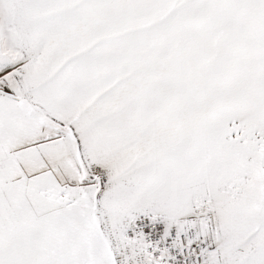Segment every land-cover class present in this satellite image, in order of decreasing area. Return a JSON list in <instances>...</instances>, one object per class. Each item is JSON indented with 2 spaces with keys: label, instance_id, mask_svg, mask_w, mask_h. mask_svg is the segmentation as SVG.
I'll return each mask as SVG.
<instances>
[{
  "label": "snow or ice",
  "instance_id": "snow-or-ice-1",
  "mask_svg": "<svg viewBox=\"0 0 264 264\" xmlns=\"http://www.w3.org/2000/svg\"><path fill=\"white\" fill-rule=\"evenodd\" d=\"M0 264H264V0H0Z\"/></svg>",
  "mask_w": 264,
  "mask_h": 264
}]
</instances>
